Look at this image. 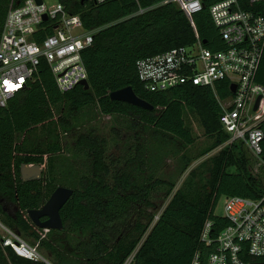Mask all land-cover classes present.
Here are the masks:
<instances>
[{"label": "trees", "instance_id": "1", "mask_svg": "<svg viewBox=\"0 0 264 264\" xmlns=\"http://www.w3.org/2000/svg\"><path fill=\"white\" fill-rule=\"evenodd\" d=\"M24 1L0 0V36L10 5L20 6ZM60 1L80 15L85 29L99 28L92 45L82 52L89 89L77 85L60 91L49 66L42 61L27 88L1 109V222L24 238L39 240L40 251L55 264H123L137 247L131 264H191L197 250L206 252L199 241L204 223L212 221L213 236L228 224L215 214L219 199L258 198L264 188L259 187L245 154L238 150L243 143L227 144L229 135L222 129V110L212 88L187 84L148 91L138 78L136 62L174 47L193 45L196 35L206 48L223 49L209 11L221 0H201L203 9L192 16L195 29L175 3L161 4L165 0ZM239 1L243 8L264 15V0ZM140 8L147 10L138 14ZM256 81L264 86V51ZM225 85H216L221 97L229 94ZM128 86L153 108L110 98L113 91ZM91 106L103 115L130 120L128 126L135 130L137 144L136 154L128 156L126 167H133L112 172L102 141L85 133L78 136L77 149L91 158L90 172H80L61 160L67 158L62 134L80 126V119ZM190 114L204 134L213 138L211 146L200 155L222 148L210 161H203L188 173L153 222L154 213L143 212L146 208L156 210L157 205L149 199L151 192L157 185H168L170 195L175 184L143 176L151 160L150 146L142 135L150 131L158 140L181 141V148L193 145L196 136L188 121ZM37 128L43 132V140L35 138L24 143L26 134ZM69 157L75 158L76 154L71 152ZM182 158L187 169L192 159L187 155ZM22 164H43V177L22 181ZM58 186L73 189L60 210L64 228L49 230L40 239L42 231L33 225L27 211L40 208ZM8 260L4 264H43L12 251L8 252Z\"/></svg>", "mask_w": 264, "mask_h": 264}, {"label": "built area", "instance_id": "2", "mask_svg": "<svg viewBox=\"0 0 264 264\" xmlns=\"http://www.w3.org/2000/svg\"><path fill=\"white\" fill-rule=\"evenodd\" d=\"M167 2L175 3L195 29L192 16L203 9L201 0H165L161 4ZM145 10L140 8L137 13ZM209 11L223 49L206 48L196 35L193 45L139 59L138 78L151 92L187 84L212 88L222 110V129L229 135L227 144L243 143L257 158V167L264 166V86L256 81L264 51V15L243 8L239 0H221ZM98 30L85 29L80 15L69 11L60 0L51 5L43 0L41 4L25 0L20 6L10 5L0 36V111L27 88L42 61L49 66L62 92L88 81L82 52L92 45ZM221 82L226 83L229 92L225 97L216 89ZM222 197L224 213L219 216L228 224L213 236L212 221L204 223L199 241L206 252L197 250L191 264L264 263V192L258 198ZM40 230L41 239L49 230ZM0 249H10L18 257L43 264H55L40 252L39 240L31 244L1 221ZM137 250L138 247L123 264H131Z\"/></svg>", "mask_w": 264, "mask_h": 264}, {"label": "rangeland", "instance_id": "3", "mask_svg": "<svg viewBox=\"0 0 264 264\" xmlns=\"http://www.w3.org/2000/svg\"><path fill=\"white\" fill-rule=\"evenodd\" d=\"M43 1L46 4L51 5L58 0ZM80 115L81 114L79 113L78 117H80ZM127 119L128 118L121 116L103 115L99 112L96 106H91L89 110L86 109L83 119H80V122L82 123L80 126L70 130L66 134H62L61 131H59L62 134L61 143L64 148L63 154L64 157L68 158H61V160L65 161L67 165L70 164L73 168L79 170L80 172H90L91 158L86 156V152L84 150L77 149V138L80 134L85 133L96 136L102 141L103 146L105 147L106 160L110 164L112 172L116 171V169L120 167H125V169L133 167V165H127L126 167V160L128 156H135L137 138L135 130L129 128L128 123L130 120ZM188 121L192 126L194 135L196 136L195 143L190 146L181 148V141H173L169 138L158 140L153 136V133H150V131L147 134L142 135L143 140L150 146L149 159L151 160L143 170V176L148 177L149 180L162 179L163 181L175 184V188L172 190L170 195L167 194L169 189L168 185H157L149 197L150 201L157 205L156 210H151V208L143 209L145 207L141 206L140 209L144 210V215L154 213L153 217H155L161 209L166 206L172 194L181 186L188 173L203 161H210V159L222 148V146L216 147L206 154L200 155L202 151L211 146L213 138L204 134V131L195 116L190 114ZM26 135L27 139L24 140V143H27V140L29 141L35 138H38L39 141L43 140V132L40 128L30 131ZM22 139V137L19 138L20 141ZM238 146H240L238 150L244 153L247 158L250 173L256 178V182L259 187L264 188V166L257 167L258 160L247 148V146L244 144H240ZM68 148L71 149L68 150ZM71 152L76 154L75 158L69 157ZM182 155H187V157L192 159V162L187 169L184 165ZM231 170L234 169L231 168ZM223 213L224 198L221 197L216 206L215 214L223 215ZM25 239L29 243L33 242L32 239Z\"/></svg>", "mask_w": 264, "mask_h": 264}, {"label": "water", "instance_id": "4", "mask_svg": "<svg viewBox=\"0 0 264 264\" xmlns=\"http://www.w3.org/2000/svg\"><path fill=\"white\" fill-rule=\"evenodd\" d=\"M35 1L38 4L42 3V0ZM84 1L86 0H81V2ZM44 20H46V16H44ZM80 84L85 89H89V83L87 80L81 81ZM234 91L235 86H232V92ZM110 98L113 100L123 101L144 109L153 108V106L149 102L138 97L130 86L113 91L110 94ZM260 98L261 97L257 99L256 105L254 107L255 109L258 106ZM20 177L24 182L39 180L43 177V167L40 164H22L20 167ZM72 194L73 189L65 186H58L40 208L30 209L27 211L28 218L39 229L62 230L64 228V225L60 215V210L69 200Z\"/></svg>", "mask_w": 264, "mask_h": 264}, {"label": "crops", "instance_id": "5", "mask_svg": "<svg viewBox=\"0 0 264 264\" xmlns=\"http://www.w3.org/2000/svg\"><path fill=\"white\" fill-rule=\"evenodd\" d=\"M1 250V249H0ZM11 251L10 249L1 250V256H0V264H4L5 262L9 263L8 261V252ZM41 252V251H40ZM42 253V252H41Z\"/></svg>", "mask_w": 264, "mask_h": 264}]
</instances>
